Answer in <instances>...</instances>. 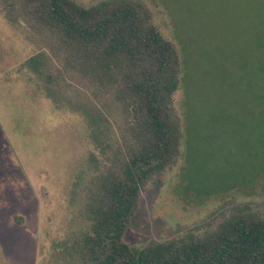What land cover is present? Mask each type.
<instances>
[{"label":"rangeland","instance_id":"obj_1","mask_svg":"<svg viewBox=\"0 0 264 264\" xmlns=\"http://www.w3.org/2000/svg\"><path fill=\"white\" fill-rule=\"evenodd\" d=\"M24 1L0 0V264H76L68 243L87 227L91 154L110 157L101 141H120L125 120L111 93L64 70L55 41L21 20ZM137 1L185 51L173 105L186 126L180 157L141 190L124 241L203 233L234 205L264 212V0Z\"/></svg>","mask_w":264,"mask_h":264},{"label":"trees","instance_id":"obj_2","mask_svg":"<svg viewBox=\"0 0 264 264\" xmlns=\"http://www.w3.org/2000/svg\"><path fill=\"white\" fill-rule=\"evenodd\" d=\"M16 8L22 21L39 26L49 45L55 41L53 53L61 56L64 70L111 93L125 120L120 141H101L112 155L100 160L91 154L95 172L79 209L87 227L68 243L76 264H264V212L248 204L230 207L203 233L140 247L123 239L141 190L180 157L186 126L173 105L184 81L185 51L181 55L162 35L147 8L137 0L89 7L73 0H26ZM46 62L42 57L33 66L41 73L39 65ZM43 74L53 82V73ZM78 182L80 176L73 185Z\"/></svg>","mask_w":264,"mask_h":264}]
</instances>
